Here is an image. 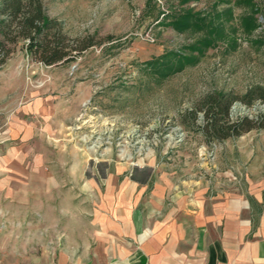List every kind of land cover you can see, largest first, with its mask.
I'll return each mask as SVG.
<instances>
[{
    "label": "rangeland",
    "instance_id": "rangeland-1",
    "mask_svg": "<svg viewBox=\"0 0 264 264\" xmlns=\"http://www.w3.org/2000/svg\"><path fill=\"white\" fill-rule=\"evenodd\" d=\"M39 1L70 38L90 35L97 43L73 62L44 65L18 40L0 65V112L41 99L53 114L50 134L33 149L43 154L48 185L34 179L0 192V264L56 263L57 250L73 247L82 260L87 240L69 235L78 220L87 230L84 215L97 192L77 185L74 173L95 174L102 188L117 163L148 164L172 171L178 183L244 188L254 162L264 166V128L222 140L204 132V100L264 88V0ZM187 10L217 16L219 34L211 25L172 27ZM192 45L200 50L189 51ZM168 60L173 65L164 69ZM263 111L259 99H237L230 116L255 119ZM8 127L0 121V131Z\"/></svg>",
    "mask_w": 264,
    "mask_h": 264
},
{
    "label": "crops",
    "instance_id": "crops-1",
    "mask_svg": "<svg viewBox=\"0 0 264 264\" xmlns=\"http://www.w3.org/2000/svg\"><path fill=\"white\" fill-rule=\"evenodd\" d=\"M52 115L41 99L8 116L1 113L9 127L0 131V192L34 179L48 185L43 154L33 149L50 134ZM254 163L244 188L178 183L172 171L148 164L117 163L101 177L102 188L95 174L74 173L77 185L98 196L84 215L87 230L78 220L76 234L69 235L87 240L80 247L82 260H75L73 247L57 250L56 263L48 264H264V166ZM41 223V237H48L49 226ZM50 232L57 237L60 231Z\"/></svg>",
    "mask_w": 264,
    "mask_h": 264
},
{
    "label": "trees",
    "instance_id": "trees-1",
    "mask_svg": "<svg viewBox=\"0 0 264 264\" xmlns=\"http://www.w3.org/2000/svg\"><path fill=\"white\" fill-rule=\"evenodd\" d=\"M240 1L242 0H237L238 3ZM215 17L217 16L206 20L207 18L200 12L187 10L172 20L170 25L179 30L187 29L192 25L197 29L211 25L210 31L214 30L219 34L220 27L212 24V19ZM18 40H23L26 52L44 65L73 62L83 51L97 43L90 35L70 38L62 30L59 22L44 12L39 0H0V65L9 58L12 52L11 45ZM188 49L200 50L196 45L189 46ZM168 55L180 58L176 52H169ZM172 65V60H168L164 69ZM237 99L248 105L255 99L264 102V88L257 86L242 97L218 93L204 100V105L207 106L204 109L206 134L222 140L239 136L254 128H264V111L255 119L247 115L231 118L230 108Z\"/></svg>",
    "mask_w": 264,
    "mask_h": 264
},
{
    "label": "built area",
    "instance_id": "built-area-1",
    "mask_svg": "<svg viewBox=\"0 0 264 264\" xmlns=\"http://www.w3.org/2000/svg\"><path fill=\"white\" fill-rule=\"evenodd\" d=\"M2 112H0V115H1Z\"/></svg>",
    "mask_w": 264,
    "mask_h": 264
}]
</instances>
